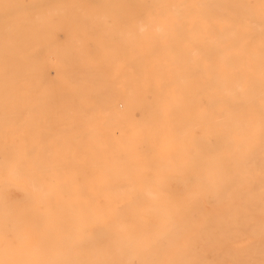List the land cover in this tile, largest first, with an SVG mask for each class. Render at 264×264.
Instances as JSON below:
<instances>
[{"label": "rangeland", "instance_id": "obj_1", "mask_svg": "<svg viewBox=\"0 0 264 264\" xmlns=\"http://www.w3.org/2000/svg\"><path fill=\"white\" fill-rule=\"evenodd\" d=\"M59 2L61 0H48L46 4L53 7L59 6ZM5 3L6 1L0 0V6ZM14 3L20 4L18 1ZM79 3L85 7L91 4L95 9L92 17H97V21L105 18L108 27L112 24L116 9L113 1L107 4L106 0H79ZM22 4L25 7H32L30 12L32 16L34 15L33 18L43 17L40 15L42 14L40 8L35 7L33 2L24 0ZM255 5L257 8H264V2L249 0L248 10L251 9L249 10L251 13L248 11L247 15L249 70L246 84L250 156L257 157L258 162V157L264 158V130H260L264 128V13L259 8L255 10ZM0 16H2L0 17L1 28L10 21V15L8 10L2 9ZM82 19L74 18L68 25L58 19V22L65 26L54 29L53 38L35 41L30 48H26L22 38L19 42L22 47L24 46L23 56L14 55L10 57L14 60L13 62L0 63V71L10 77L0 80V88L7 91H4V94L9 93L13 96L11 101L0 103V178L6 180L3 182V179H0L2 181L0 198H4L0 199L2 201L0 202L2 204L0 230L3 231L5 227L1 225L2 221L12 220L4 216H8L9 213L15 214L13 220H16L25 207L40 204L61 206L66 203L67 211L54 212L46 218L37 217L34 220L72 222L76 218V221L83 220L82 216L88 209L98 204L99 207L111 205L117 211L103 221H95L92 231L88 232L90 236L88 240L84 237L79 240L74 239L77 242L69 241L65 243L67 245L64 244L67 247L63 245L61 250L66 251L70 247L68 250L72 252L73 247L76 246L74 247L76 251L78 244L82 243L83 249L80 248L83 261L91 257L90 249L95 247L97 249L94 257L96 264H264V187L240 190V186H237L232 178L233 168L227 160L228 157L219 158L215 162L217 171L213 175L207 172L203 164L205 159L200 157L168 160L158 157L156 160H150L148 153L152 146L149 147L148 144L144 149L147 155L143 158H134L130 155L133 154L132 151L128 152L119 147L121 126L129 125L125 120L120 119L122 114L125 115L123 111L128 110L130 114L137 115V120H150L152 116L158 115L156 112L159 109H163L167 97L165 93L159 96L155 89L151 92L146 89L136 99L133 98L130 101L132 95L127 91L119 90L120 84L115 85L117 72H119L118 64L122 61L119 58L117 36L103 27H93L88 20ZM119 19L122 27L125 20L121 17ZM78 23L83 24L90 33L87 32L86 35L77 31ZM29 25L32 24H28V27L32 29ZM68 44L72 48L67 46ZM66 54L70 58H65ZM48 58L49 61H47ZM107 59L109 64L104 63ZM101 62H103L102 65ZM105 69H110L106 70L110 73H106ZM43 71L46 77H42ZM143 85L146 87L145 81ZM120 99L123 100L120 101ZM120 102L123 104H119ZM207 106L210 107L207 103L203 107L209 108ZM112 114L117 115V117L115 115L117 120L111 117L114 116ZM87 130H92V132L89 131L91 136ZM78 135L77 138L80 141L75 138ZM80 137L82 139L87 137L86 142ZM109 140H112L113 144ZM199 144L197 143V148L201 147ZM26 147L29 150L33 147V151L30 150L31 153L28 154ZM213 148L214 146L211 145L205 149V154L209 155ZM261 148L262 151H260ZM88 152L94 156L93 160ZM235 155L237 157L235 159L246 157ZM148 162L161 164L194 162L195 164L188 167L181 165L155 167L145 165ZM105 164L108 168H103ZM140 164L148 168L141 170ZM169 168L175 171L167 172ZM254 169H258V166L254 165ZM12 171L17 174L31 175L32 181L42 182L41 187L39 186L40 191L39 188L37 191L38 197L42 198L41 196L44 195L43 198L49 197L52 200H35L36 190L33 188L32 190L24 180L12 178L10 175ZM100 172L101 174L104 172L103 177L99 174ZM209 176H214V181H211ZM23 185L26 190L22 188ZM7 186L10 187L7 188ZM64 187H66L65 190ZM41 188L50 192L44 193L45 191ZM109 190L111 194L116 191L115 195H111ZM23 191H29L31 195L27 192L23 194ZM117 194L122 205L116 200ZM100 198L107 205L101 204ZM11 199L15 203L20 200L16 203L19 205L15 204L16 209L17 207L19 209L16 210L13 207L14 203ZM29 200L32 201L30 204L26 202ZM9 202H12L11 205ZM91 203L95 204L91 205ZM4 204L9 207L5 208ZM70 204L73 209L76 206V212ZM10 207H13V210ZM81 209L86 211L83 212ZM78 211H81L79 212L81 215ZM70 212L74 213V219ZM96 234H99L98 238L93 237ZM4 242L0 240V252L4 250ZM60 247L59 245V250ZM140 256H146L148 261L142 262L139 259ZM70 261V264H73L76 258L73 257Z\"/></svg>", "mask_w": 264, "mask_h": 264}, {"label": "bare ground", "instance_id": "obj_2", "mask_svg": "<svg viewBox=\"0 0 264 264\" xmlns=\"http://www.w3.org/2000/svg\"><path fill=\"white\" fill-rule=\"evenodd\" d=\"M4 1H6V3L3 4L5 6L2 7L3 5H1L0 10H8L10 21L0 28V63L13 62L14 60L10 57L14 55L20 57L23 56L22 53H24V46L22 47V44L20 43L22 38H24L23 42L26 43V48H30L35 41L38 42L39 40L44 41L53 38L52 33L54 32V29L65 26L60 24V22H58L59 20H63L64 23L68 25L74 20V18L86 19L93 27H103L107 29V31H111L113 35L117 36V48L120 51L119 58H121L122 61L118 64V80H115V82L117 81L118 83H114L115 85L120 84L119 90L122 92L127 91L132 95L130 101L133 98L136 99V97L141 95L142 92H145L146 89H149L150 92L155 89L159 93V96L162 93H165L167 97L163 109H159L156 112L158 115L152 116L150 120H137V115L130 114L128 110L123 111L125 112V115L122 114L120 119L122 121L125 120L126 124L128 123L129 125L121 126V132L119 134L120 148L128 152L132 151L133 154L130 155H133L134 158H143L147 155V151L145 150V152L144 149L146 144H148L150 145L149 147L152 146L148 153L150 160H156L158 157L166 158L167 160L180 158L198 159V157H200L205 159L203 164L205 165L207 172L213 175H215L217 171L215 162L218 161L219 158L228 157L227 160L233 168L232 178L235 180L236 185L240 186V190L242 188L261 189L264 187V158L258 157V163L257 157H251L250 144L248 142L250 126L247 117L246 79L249 70V35L247 32V15L250 12L249 10H251H248L249 0H106L107 4L113 1L114 5H116L114 19L112 24H109V27L105 18L97 21V17H92L95 10L91 5L92 2L85 7L79 3V0H61L59 6L49 7L50 5L46 4L48 0H29L35 4V7L40 8L42 13L40 15L43 17H39L41 18L39 19L33 18L34 15L32 16L30 12L32 7L23 6L22 1L24 0ZM14 1H18L20 4H16ZM258 8L264 13L263 7ZM258 8L256 5L254 6L255 10ZM0 17L2 18V16ZM119 17L125 20L122 27L119 23ZM28 24L33 25H29L32 29L28 27ZM83 26V24L78 23V25H76L77 31L85 33L86 35L87 32L90 33V30ZM97 33L102 34L101 32ZM69 44L67 46L72 48ZM79 55H81V53ZM67 57L70 58L68 55L65 58ZM111 57H113V54H111ZM7 58L10 59L6 60ZM49 58L47 61H49ZM102 63L103 62H101V65ZM104 63H108V59L105 60ZM108 67L110 68V66ZM110 69H105V72ZM43 74L42 77H46L45 72ZM9 78L10 77L5 74V72L3 73L0 71V80ZM42 80V83H44V79ZM144 81L146 87L143 85ZM4 91L6 90L0 88V103L9 102L13 99L12 95L9 93L4 94ZM263 95L259 94V96ZM125 99H127V97H125ZM122 100L120 99V101ZM124 102L125 100L123 103ZM121 103L122 102L119 104ZM206 103L207 105H210V107L207 106L209 108L203 107ZM192 112L198 114H190ZM216 112H224L226 114H214ZM102 113L104 114V111H102ZM112 115L114 116L111 117L116 119L117 115ZM83 119H85V117ZM110 121L113 122L114 120ZM114 127H116V125H114ZM260 130L263 131L264 128H261ZM89 131L92 132V130ZM89 131L87 130L88 134L90 133ZM94 131L96 133L95 129ZM40 132H42V130ZM86 135L87 134H85V136ZM116 135H114L115 138ZM77 137H79V135L75 138ZM86 138L87 137H85V139ZM85 139L81 138L83 141ZM111 141L109 140V142L113 144ZM40 142L42 143V141ZM90 142L88 143L90 144ZM197 143H200V148L196 147ZM101 144L103 145L102 141ZM38 145H40V143ZM211 145L214 146V148L211 149L209 155H206L205 149L209 148ZM34 147L38 148L37 146ZM27 148L28 147H26V152L28 150V154L31 153L30 150L33 151V147H31L32 149L30 150ZM12 151L15 152V150ZM260 151H262V148ZM81 152H83V150H81ZM89 153L90 152H88V155L91 157L92 155L90 154L92 153ZM235 154H239V156L245 155L246 157L235 159L237 158L235 157ZM126 156L128 157L127 154ZM92 157L91 160L94 159V156ZM86 158H88L87 154ZM4 160H6V158ZM193 164L195 163L161 164L148 162L145 165H152L155 167L161 165H181L183 167H188ZM254 165L258 166V169H254ZM106 166V164L105 167L103 165V168H108ZM140 168L143 170L148 167H144V165L141 166L140 164ZM173 171L175 170L171 168L167 170V172L171 173ZM103 173L104 172H102V174ZM99 174H101V172ZM10 175L14 179L24 180L31 189H35V200H52V198L49 197L43 198L44 195L41 196L42 198L38 197L37 191L42 182L37 180L32 181L31 175L17 174L13 171ZM3 176L6 177L5 174H3ZM209 177L211 181H214V176ZM0 179H3V182L5 180V178ZM2 181H0V183ZM10 186H7V188ZM17 188L14 189L17 190ZM22 188L26 190L24 185ZM65 188L66 187H64V190ZM80 189L82 188L80 187ZM113 190L111 189V191ZM101 191L103 192L104 190ZM24 192L29 193V191H23V194H25ZM48 192L45 191L44 193ZM114 192L112 194L115 195ZM34 195L32 196L34 197ZM103 196H101V198L105 197ZM96 197L98 198V196ZM24 198L19 199L23 200ZM97 198H95V200ZM0 199L4 198L2 197ZM11 200L14 203L13 207L16 209L15 204L19 203L20 200L17 199L18 201H16V203L13 199ZM30 200L26 202L30 204L32 202ZM104 200L101 199L102 202L100 203H105V205H107L105 202L106 200ZM116 200L122 205L119 194H117ZM0 202L2 203L1 200ZM11 203L9 202L10 205ZM6 204H4L5 208L7 207ZM93 204L95 203H91V205ZM0 205L1 208L2 204ZM98 205L92 208L86 206L89 209L82 216L84 219L76 221V218L72 222L64 220H60L59 222L34 220L37 217L46 218L54 212L67 211L68 206L66 203L61 206L55 204H40L25 207L20 211L19 216L17 215L18 213H16V216H18V219L16 220H13L15 214L10 215L9 213L8 216H4L5 218H10L12 220L1 222V225H4L5 227L3 228V231L0 230V240L5 242L4 250L0 252V264H70V260H72L73 257L76 258V262L73 264H96V259L94 257L97 253V249L95 247L90 249L91 257H87L83 261L81 260V248L83 249L81 245L82 243L79 242L80 244H78V247L81 248L77 249V247L76 251L74 248L76 246L73 245L74 250L71 248V250H73L72 252L68 250L70 247H68V249L66 248V251H62L61 248L69 241L73 240V242H77L74 241V239L79 240V238L84 237L85 240H88L90 238L88 232L93 229L92 226H95L93 225L95 221H103L111 217L114 214V211H117L114 210L111 205H107V207H99ZM13 207H10L11 210H13ZM75 207L74 209L71 208L75 210ZM82 208L84 209V207ZM17 209H19V207H17ZM76 211L77 210L74 212ZM81 211L85 212L86 210L84 211L81 209ZM81 211H78V214H80ZM70 214H72L74 219V213L70 212ZM70 219L68 218L69 221L72 220ZM97 235L99 234L93 235V237L98 238ZM59 245L61 246L60 250ZM139 259L144 263L148 261L146 256H140Z\"/></svg>", "mask_w": 264, "mask_h": 264}, {"label": "snow or ice", "instance_id": "obj_3", "mask_svg": "<svg viewBox=\"0 0 264 264\" xmlns=\"http://www.w3.org/2000/svg\"><path fill=\"white\" fill-rule=\"evenodd\" d=\"M262 2H264V0H262Z\"/></svg>", "mask_w": 264, "mask_h": 264}]
</instances>
